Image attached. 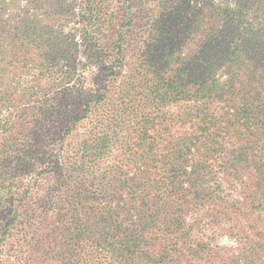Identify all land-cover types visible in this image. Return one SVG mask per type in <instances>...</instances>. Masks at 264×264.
<instances>
[{
  "label": "trees",
  "instance_id": "16d2710c",
  "mask_svg": "<svg viewBox=\"0 0 264 264\" xmlns=\"http://www.w3.org/2000/svg\"><path fill=\"white\" fill-rule=\"evenodd\" d=\"M235 130L264 150V0H0V264H264L241 199L217 204L236 253L186 229Z\"/></svg>",
  "mask_w": 264,
  "mask_h": 264
},
{
  "label": "rangeland",
  "instance_id": "374dc122",
  "mask_svg": "<svg viewBox=\"0 0 264 264\" xmlns=\"http://www.w3.org/2000/svg\"><path fill=\"white\" fill-rule=\"evenodd\" d=\"M91 77L92 75L89 74V84ZM189 105L191 104L189 103ZM215 105L211 106V110L214 112L215 109V113H220ZM170 113H176V111L173 109ZM188 128L185 126L178 130L185 132L182 134L188 138L195 136V132ZM190 131L191 133H189ZM242 137L243 131L235 130L225 136L222 141L214 143V156L202 158L204 169L195 181L192 180L195 182L194 190L190 189L188 183L184 184L188 191L182 205L185 210L186 229L190 241L196 242V244H205L214 253L213 259L215 260V257L225 258L236 253L234 248L237 246L235 232L230 229L231 220L223 213L224 209L221 211L217 206L220 197L228 203L227 210H231L234 201L241 199L242 202L249 204L254 220L264 224V194L255 196L249 192V189L257 188L256 178L260 176V172H255L253 167L255 166L257 169L259 167L264 171L261 166L264 164V150L259 149L258 142L242 145ZM242 148L248 157V164L236 162ZM197 163H199V154L194 152L189 158L187 171H192V167H195ZM206 187L211 190L204 191L203 189ZM196 191L200 193V198H196L194 194ZM168 201L166 210L178 203L177 200ZM171 202L172 204H170ZM258 207L261 208L260 211ZM259 212H261L260 216H254ZM212 264H218V260H213Z\"/></svg>",
  "mask_w": 264,
  "mask_h": 264
}]
</instances>
